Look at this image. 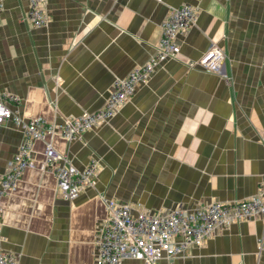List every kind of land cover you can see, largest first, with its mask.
I'll return each instance as SVG.
<instances>
[{
	"label": "crops",
	"instance_id": "0c3cea01",
	"mask_svg": "<svg viewBox=\"0 0 264 264\" xmlns=\"http://www.w3.org/2000/svg\"><path fill=\"white\" fill-rule=\"evenodd\" d=\"M0 92L23 120L60 124L103 106L113 83L154 53L160 24L188 5L196 22L178 35L180 53L159 65L107 122L67 142L48 138L82 169H99L92 188L64 199L35 167L2 199V248L20 264H95L106 202L165 214L257 195L264 175V0H46L48 23L25 19L27 0H0ZM211 47L225 55L222 74L190 67ZM23 140L0 124V175ZM121 264H143L127 259ZM159 264H264V216L217 229L200 246Z\"/></svg>",
	"mask_w": 264,
	"mask_h": 264
},
{
	"label": "built area",
	"instance_id": "2783aa9c",
	"mask_svg": "<svg viewBox=\"0 0 264 264\" xmlns=\"http://www.w3.org/2000/svg\"><path fill=\"white\" fill-rule=\"evenodd\" d=\"M27 2L26 21L36 28L45 27L48 23L46 0ZM196 18L197 11L191 6L181 5L172 9L160 24V37L154 53L125 78L116 80L103 106L93 112L64 118L60 124L48 123L42 117L23 121L9 107L10 103L17 105L19 97L10 92H0V124L10 121L23 133L17 152L7 163L6 172L0 175V219L2 199L15 192L25 170L35 167L32 159L34 141H45L44 161L40 169L55 177L57 189L64 199L73 201L82 189L94 187L99 169L97 159L89 158L86 165L78 169L65 155L55 151L49 139L57 136L67 142L78 140L86 131L111 119L116 110L132 97L139 84L145 82L159 65L180 53L177 37L188 31ZM224 59L220 49L211 47L190 67L197 66L205 72L221 75ZM261 216H264V175L259 179L256 196L229 203H209L193 211L174 208L165 214L134 212L127 203L108 200L106 217L97 234L94 262L121 264L132 259L143 264H159L163 258L171 261L188 249L200 246L217 229ZM0 264H20L13 254L2 248L1 226Z\"/></svg>",
	"mask_w": 264,
	"mask_h": 264
}]
</instances>
